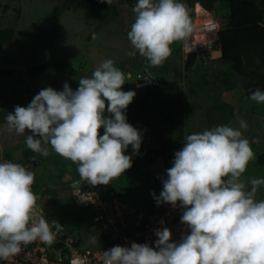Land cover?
<instances>
[{
    "label": "clouds",
    "instance_id": "1",
    "mask_svg": "<svg viewBox=\"0 0 264 264\" xmlns=\"http://www.w3.org/2000/svg\"><path fill=\"white\" fill-rule=\"evenodd\" d=\"M186 5L181 0H137L134 5L127 38L151 65L163 64L171 45L191 31ZM128 78L106 59L91 76L81 77L75 90L67 82L59 91L45 87L26 107L15 106L5 118L9 130L27 131L28 149L42 156L49 155L43 145H50L77 165L82 182L107 185L132 167V156L125 154L129 146L137 154L142 144L143 133L127 122L126 110L136 95L122 90ZM249 99L264 103V91L250 90ZM246 128L241 120L239 128L219 125L186 134L165 170L162 190L158 196L152 193L157 206L182 210L181 238L173 240L171 229L160 227L152 244L105 250L103 264H264V200L256 199L264 179H242L254 155L243 138ZM33 183L34 173L21 164L0 162V260L36 240L53 242L49 222L33 216ZM55 229H61L59 222Z\"/></svg>",
    "mask_w": 264,
    "mask_h": 264
},
{
    "label": "rangeland",
    "instance_id": "2",
    "mask_svg": "<svg viewBox=\"0 0 264 264\" xmlns=\"http://www.w3.org/2000/svg\"><path fill=\"white\" fill-rule=\"evenodd\" d=\"M2 1L11 3L13 8L7 12L0 10V28H13L16 31L15 37L0 47V71L12 72L11 76L4 78L0 83L2 113L12 112L19 99L27 101L23 106L26 107L45 87L59 91L67 82L75 90L78 80L91 76L95 68L106 59L113 60L115 66L121 69L126 77H130L122 86V90L136 93L126 110L127 122L139 129L143 136L139 153L133 154L129 146L125 154L132 156V163L140 159L141 165L126 170L111 179L107 185L89 184L104 196L113 194L119 198L127 224L120 233L132 234L142 230L152 219V213L160 210L161 206H157L152 193L158 196L163 185L144 171L146 164L154 156L150 152V144L155 142V147L159 150L169 147L167 162L170 164L166 165V169L171 167L174 153L182 148L186 134L224 125L221 110L215 113L212 122H208L206 109L214 104H231L234 114L227 125L239 128L240 121L243 120L247 124L246 129H241L243 138L259 139L258 145L252 142L249 144L254 155L248 162L242 179L246 183L250 178L264 179V165L258 164L259 156L264 155V139L260 140L264 137V103L249 99L242 91L217 94L198 90L195 86L197 80L201 81L203 77L211 78V72L225 64L197 56L203 62L196 60L190 69L191 72L186 71L181 53L183 40L171 45V55L163 64L151 65L133 49L127 38L134 22L133 7L137 0H111L110 4L106 0H81L75 9L65 10L61 14L58 29L54 26L52 9L64 0ZM83 2L85 5H82ZM105 3L114 6L117 14L103 8ZM14 7L22 10L19 16L14 12ZM227 8V3L219 2L212 14L222 23L221 26L226 22L224 14ZM204 14L205 12H202V15ZM59 59L72 62L77 69V75L70 76L61 71L31 75L26 71L29 66ZM149 79L154 80L155 84H151ZM143 82L147 84L143 85ZM141 103L146 106L142 110L138 107ZM28 134L26 131L24 135H17L14 130H9L7 122L1 124L0 162L5 161L7 152L15 159L20 157L22 148L26 147L25 139ZM43 146L49 149V158L41 160V165L40 160L35 161L33 165V172L38 173V179L35 180L37 186L32 190L35 195H40L36 205H46L50 220L55 224L60 223V233L81 236L83 242L80 248L92 249L108 241L110 236L101 234L102 226L93 220L91 214L78 208L73 202L72 190L79 180L73 179L69 171L73 170L76 164L70 163L66 172L68 176L65 174L62 179L59 178V170L57 171L50 157L60 155L56 154L50 145ZM60 158L63 159L61 156ZM44 189L58 194H43ZM256 199L264 200V185L259 186Z\"/></svg>",
    "mask_w": 264,
    "mask_h": 264
},
{
    "label": "trees",
    "instance_id": "3",
    "mask_svg": "<svg viewBox=\"0 0 264 264\" xmlns=\"http://www.w3.org/2000/svg\"><path fill=\"white\" fill-rule=\"evenodd\" d=\"M183 2L187 4L188 10L191 14L194 12V6L196 3L201 4L209 12H214L219 2H225L228 5L227 11L224 14V19L226 20L224 23L225 26H222L215 40L217 48L221 49L223 52V57L216 59V61L223 62L225 66H220L213 70L210 74L211 78L207 79V77H203L201 81L200 79L197 80V82H195L197 89L205 93L215 92L217 94L242 91L245 96H249L250 90L254 91L256 88L264 91V0H183ZM80 3L81 0H64L63 3H58L54 6L52 9V16L56 29H58L61 14L65 10L75 9ZM82 5H85V3L83 2ZM11 6V3H3V1L0 0V10L3 12H7L10 8H13ZM103 8L112 10L114 14H117L114 6L105 3ZM14 12L19 16V14L22 13V10L14 7ZM15 35L16 31L13 28H0V47L12 40ZM196 60L203 62V60H199L195 54H191L187 57L184 63L186 71L191 72L190 69L193 67ZM209 60L213 61L215 59ZM26 71L31 75H40L50 71H61L70 76L77 75V69L73 63L66 59L47 61L29 66ZM11 75L12 72L10 70L0 71V83L4 78ZM188 93L189 92H187V95ZM26 102V100L19 99L16 106H24ZM138 107L142 110L146 106L144 103H141ZM206 110L208 113V122H212L215 113L218 110H221L222 123L224 125L228 124L234 114L232 105L226 102L221 105L214 104ZM7 114L0 111V124L6 123L5 118ZM100 134H103V129L100 130ZM163 148L162 150L154 149L150 152H152L154 156H163L164 162L169 166L170 163L167 162L169 159V147L167 148L166 146ZM4 157L8 161L21 164L26 169L33 172L35 161L40 160L41 165V160L48 159L49 155L45 157L39 153H35L28 149L26 145V147L22 148L20 157L15 159L12 154L8 152ZM50 160L57 167V171L59 170L57 176L61 179L67 172V166L70 163H73L70 160L60 158V156L50 157ZM258 164L264 165V155L259 156ZM140 165L141 160L136 159L129 170L135 169ZM76 169L77 165L69 172L72 178L77 180L80 176ZM36 179H38V173H34V183L32 188L37 186L35 183ZM93 188L97 189L96 187ZM42 193H46L47 195L53 193V195L56 196L58 194L57 192L54 193L47 189H44ZM42 193L41 195H43ZM61 234L67 235L63 232ZM82 242V237L76 236L74 242L68 247L65 243V238L59 236L58 241L52 242L49 245L51 246L53 244L51 246L52 248L68 253L71 248H80ZM107 243L108 241H104L98 246H104ZM0 264L3 263L0 262Z\"/></svg>",
    "mask_w": 264,
    "mask_h": 264
},
{
    "label": "built area",
    "instance_id": "4",
    "mask_svg": "<svg viewBox=\"0 0 264 264\" xmlns=\"http://www.w3.org/2000/svg\"><path fill=\"white\" fill-rule=\"evenodd\" d=\"M184 4L186 5V3ZM200 8L201 10L195 6L192 15L188 11L191 31L182 41L183 60H186L191 54L209 60L212 58V52L217 49L215 40L222 28V23L214 18L213 12H207L202 6ZM201 11H204L205 14L202 15ZM146 84L143 82V85ZM81 182V180L77 181V185L72 190L74 204L91 214L93 220L102 228L113 226L117 234L116 239L113 238L112 234H109L108 243L104 246H97L92 249L71 248L68 253L36 240L26 246H21L16 255L8 257L7 260H0V262L3 264H103L105 250L115 245L130 246L132 242L152 244L156 239L154 230L157 228L168 227L171 229L173 240H179L185 231L184 225L180 222L182 210L178 206L173 208L170 204H164L161 205L157 213L152 214V219L142 230L132 234L120 233L117 226L125 223V215L119 198L113 194L104 196L103 193L92 187L91 189H82ZM33 216L45 218L52 228L53 242L58 241L62 234L55 229V223L48 217L46 206L36 205L33 209ZM74 238V236L65 235V243L68 247L74 242Z\"/></svg>",
    "mask_w": 264,
    "mask_h": 264
},
{
    "label": "water",
    "instance_id": "5",
    "mask_svg": "<svg viewBox=\"0 0 264 264\" xmlns=\"http://www.w3.org/2000/svg\"><path fill=\"white\" fill-rule=\"evenodd\" d=\"M223 57V52L221 49H215L213 52H212V59H219ZM143 90V89H142ZM142 90H139V91H142ZM264 137H261L260 140H263ZM248 141V143L250 144L251 142L252 143H255V144H259V139L257 138H252V139H246ZM151 148H153V145L151 144ZM165 164H164V159L162 156H159L156 158V160L147 165L145 168H144V171L145 172H149L150 175H151V178L152 179H157L160 181V183L162 184V179L166 177V172H165ZM81 188L82 189H91L89 183L87 181H83L81 183ZM36 197H40V195H36ZM53 206V205H51ZM127 227V224L124 223L120 226H117V230H123ZM101 234H104V235H109V234H112L113 238L116 239L117 238V234L115 233V228L113 226H107V227H104L101 229ZM62 238H65V235L62 236Z\"/></svg>",
    "mask_w": 264,
    "mask_h": 264
},
{
    "label": "flooded vegetation",
    "instance_id": "6",
    "mask_svg": "<svg viewBox=\"0 0 264 264\" xmlns=\"http://www.w3.org/2000/svg\"><path fill=\"white\" fill-rule=\"evenodd\" d=\"M1 125V124H0ZM153 145V144H152ZM150 147H151V144H150ZM159 156H161V155H158V156H153L151 159H150V161L146 164V166L147 165H149V164H151V163H153L155 160H156V158L157 157H159ZM163 157V156H162ZM164 159V158H163ZM164 164H165V162H164ZM165 170H166V164H165ZM149 173V172H148ZM150 174V173H149ZM155 180H157L156 178H155ZM159 181V180H158ZM160 182V181H159Z\"/></svg>",
    "mask_w": 264,
    "mask_h": 264
},
{
    "label": "crops",
    "instance_id": "7",
    "mask_svg": "<svg viewBox=\"0 0 264 264\" xmlns=\"http://www.w3.org/2000/svg\"><path fill=\"white\" fill-rule=\"evenodd\" d=\"M182 62H183V59H182ZM147 79H148V78H147ZM149 81L151 82V84H155V81H154V80H150V79H149ZM138 90H140V89H138ZM142 91H144V89H143ZM154 143H155V142H154ZM154 143H152V144H153V148L150 147L151 150L156 149ZM165 164H166V163H165ZM67 168H68V166H67ZM67 168H66V169H67ZM66 175L68 176V173H66ZM80 179H81V177H80ZM80 179H78V180H80ZM81 180H83V179H81ZM84 181H85V180H84ZM52 205H53V204H52ZM50 207H52V206H50Z\"/></svg>",
    "mask_w": 264,
    "mask_h": 264
},
{
    "label": "bare ground",
    "instance_id": "8",
    "mask_svg": "<svg viewBox=\"0 0 264 264\" xmlns=\"http://www.w3.org/2000/svg\"><path fill=\"white\" fill-rule=\"evenodd\" d=\"M198 9H200V10H201L200 6H198ZM202 12H204V11H201V13H202Z\"/></svg>",
    "mask_w": 264,
    "mask_h": 264
}]
</instances>
